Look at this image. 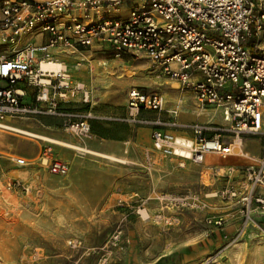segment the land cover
I'll return each instance as SVG.
<instances>
[{"label":"rangeland","instance_id":"374dc122","mask_svg":"<svg viewBox=\"0 0 264 264\" xmlns=\"http://www.w3.org/2000/svg\"><path fill=\"white\" fill-rule=\"evenodd\" d=\"M257 1L264 7V0ZM29 40L23 39L22 44ZM12 49L0 44V52ZM110 53L96 48L69 49L58 56L68 67L73 84L81 82L89 92L90 104L81 102V94L72 93L67 98L70 103L60 105L76 120H88L91 131L87 138L67 134L60 117L0 123L2 262L228 264V254L235 246L244 250L257 240L264 247V209L255 206L256 213L246 222L238 201L216 196L227 186L244 192L247 169L264 153L260 138L238 137L232 125L223 121L220 109L200 107L175 80L161 75L150 59L125 57L122 62H111ZM130 70L137 73L133 80H127ZM132 88L163 97L165 110L178 111L181 125L206 128L205 137L219 136L224 144H234L235 155L224 161L212 156L208 166L179 159L147 166L143 154L153 150L151 131L129 122L126 116ZM143 116L156 114L143 112ZM178 135L193 132L184 130ZM237 138L247 158L240 157ZM45 147H52L56 158L69 162L67 175H52L35 161L29 167L16 165L15 159L33 160ZM223 165L228 167L221 169ZM230 168L234 170L228 175ZM186 192L201 196L203 210L159 223L155 219L161 208L158 196ZM260 192L264 194V190ZM143 200L147 203L141 210ZM116 235L120 238L115 244ZM169 249L172 253H167ZM241 263L249 264L247 259Z\"/></svg>","mask_w":264,"mask_h":264},{"label":"built area","instance_id":"2783aa9c","mask_svg":"<svg viewBox=\"0 0 264 264\" xmlns=\"http://www.w3.org/2000/svg\"><path fill=\"white\" fill-rule=\"evenodd\" d=\"M122 8L125 14H114ZM0 44L13 47L0 52V123L60 117L67 134L87 138L88 120H76L60 106L70 103L67 98L72 93L81 94V102L90 104L86 86L74 85L65 65L48 72L41 64L58 59L60 51L96 48L111 52L113 60L150 59L161 75L175 80L200 107L220 109L223 121L232 125L238 137H258L264 146V7L257 0H2ZM128 106V121L151 130L153 150L145 153L148 166L160 158L203 165L209 156L235 155L234 144H224L219 136L205 137L206 128L181 125L179 112L165 110L159 95L132 88ZM143 112L158 116L145 117ZM184 130L193 135L179 136ZM33 161L55 176L70 171V164L56 158L52 147H45ZM15 163L32 165L25 158ZM246 175L244 192L227 186L216 196L238 201L248 222L255 206L264 209L260 192L264 190V153ZM158 201L161 208L155 219L159 223L178 221L182 213L204 207L194 192L160 195ZM146 203L143 200L139 209ZM144 217L149 220L147 214ZM119 238H113L115 244Z\"/></svg>","mask_w":264,"mask_h":264},{"label":"bare ground","instance_id":"6f19581e","mask_svg":"<svg viewBox=\"0 0 264 264\" xmlns=\"http://www.w3.org/2000/svg\"><path fill=\"white\" fill-rule=\"evenodd\" d=\"M63 65L64 64L62 62H58V59H56V60H53V61H50V62L41 64V68L44 71L57 72V71H59L60 69L63 68ZM175 84L177 85V83H175ZM172 90H177V89L172 88ZM163 102H164V98H163ZM211 113L212 112L207 113V115H210ZM3 127L6 128V129H12V130H15V131L18 130L17 128H13L11 126L9 127V126L3 125ZM237 139H239V141L238 140L237 141H238L239 145H241V147H240L239 145H237V141H235V144L239 147L240 157L247 158L248 155H245L243 153V151H242L243 150V147H242L241 139L240 138H237ZM211 157L212 156L207 157L206 162H205V165L206 166L209 165V161H210V158ZM209 168H211V167H209ZM246 234H248V233H246ZM163 239H164V237H162V240ZM250 239H253V237L250 236ZM263 258H264V256L262 254V250H261V246H260L259 242H257V240L256 241L253 240L252 245H249V244L245 245L244 250L241 249L238 246H235L234 248H232L231 251L228 254V261L227 262H228V264H239V263H241L243 261V259H247L248 262H249V264H264V259ZM0 264H6V261L5 262H2V257L1 256H0Z\"/></svg>","mask_w":264,"mask_h":264},{"label":"crops","instance_id":"0c3cea01","mask_svg":"<svg viewBox=\"0 0 264 264\" xmlns=\"http://www.w3.org/2000/svg\"><path fill=\"white\" fill-rule=\"evenodd\" d=\"M126 13V10L125 9H123V10H120L119 12H115L114 14H116V15H121V14H125ZM22 41H23V39L21 40V43H22ZM59 55L58 56H60V52H57ZM68 54H70L69 52H68ZM62 56V55H61ZM123 61V60H122ZM122 61H118V60H112L111 62H122ZM58 62H64L63 60H61L60 58H58ZM107 64L106 63H104V66H106ZM128 72H132V75H128V77H127V80H133L134 79V77H136V72L135 71H132V70H130V71H128ZM128 74V73H127ZM149 83L151 82L150 80L148 81ZM33 90L32 89H29V92L31 93ZM31 96H32V93H31ZM126 116H127V119L128 118H130V114H131V112H130V108H129V106H128V99H127V106H126ZM150 114L151 113H154V112H149ZM155 114V113H154ZM156 116H158L157 114H156ZM155 117V116H154ZM148 130H150L149 128H148ZM151 131V130H150ZM150 139H151V134H150ZM146 153V152H145ZM145 153L143 154V161H144V163L148 166V164L146 163V159H145ZM224 161V160H226V159H220L219 161ZM29 161H33V160H29ZM159 161L161 162V161H164L162 158H160L159 159ZM65 162H67V161H65ZM69 163V162H68ZM32 166V165H31ZM228 166H222L221 167V169L222 168H227ZM70 169H71V166H70ZM14 173V172H13ZM13 173L11 174V176L13 175ZM26 173V172H25ZM29 177V176H28ZM20 179H22V178H20ZM24 180V179H23ZM160 243H162V242H160ZM153 245H155V246H158V244H153ZM261 250H262V254H263V256H264V247L263 246H261ZM167 253H172L171 252V250L169 249L168 250V252ZM264 259V258H263Z\"/></svg>","mask_w":264,"mask_h":264}]
</instances>
